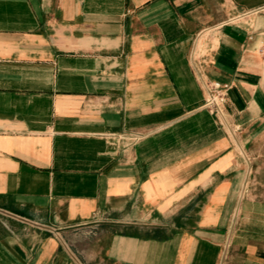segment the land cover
<instances>
[{
	"label": "crops",
	"instance_id": "1",
	"mask_svg": "<svg viewBox=\"0 0 264 264\" xmlns=\"http://www.w3.org/2000/svg\"><path fill=\"white\" fill-rule=\"evenodd\" d=\"M0 264H264V0H0Z\"/></svg>",
	"mask_w": 264,
	"mask_h": 264
},
{
	"label": "built area",
	"instance_id": "2",
	"mask_svg": "<svg viewBox=\"0 0 264 264\" xmlns=\"http://www.w3.org/2000/svg\"><path fill=\"white\" fill-rule=\"evenodd\" d=\"M203 86L207 93L204 106L212 114L223 117L225 108L224 106L227 103L228 93L231 86L217 81H205L203 82Z\"/></svg>",
	"mask_w": 264,
	"mask_h": 264
}]
</instances>
